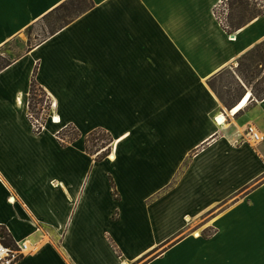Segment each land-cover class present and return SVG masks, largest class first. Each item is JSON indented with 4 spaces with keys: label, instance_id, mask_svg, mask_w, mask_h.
<instances>
[{
    "label": "crops",
    "instance_id": "1",
    "mask_svg": "<svg viewBox=\"0 0 264 264\" xmlns=\"http://www.w3.org/2000/svg\"><path fill=\"white\" fill-rule=\"evenodd\" d=\"M64 1L0 0V49L26 45ZM219 1L93 0L0 69V226L25 245L14 264H264V138L246 133L264 135V98L235 114L248 91L230 109L209 85L264 40V15L232 35ZM34 77L55 103L39 132ZM70 124L81 134L64 144ZM99 128L114 140L102 160L85 142Z\"/></svg>",
    "mask_w": 264,
    "mask_h": 264
},
{
    "label": "trees",
    "instance_id": "2",
    "mask_svg": "<svg viewBox=\"0 0 264 264\" xmlns=\"http://www.w3.org/2000/svg\"><path fill=\"white\" fill-rule=\"evenodd\" d=\"M229 8H231L230 15L227 16V22L226 24L222 25L228 33L236 32L240 28H242L244 25H246L248 22L253 21L255 18L259 17L260 15H263L264 11L262 10H254L253 7L250 5L249 0H227ZM94 6L93 0H65L63 3H61L58 7L54 8L53 10L49 11L46 15L42 17L41 20H45L47 22V27L49 29L48 35L42 40L44 41L47 39L50 35L57 33L59 30L64 28L66 25H68L72 20H75L77 17L82 15L85 11H88L91 7ZM41 41V42H42ZM33 47V46H32ZM30 47L29 49H31ZM249 60V62H246ZM238 67H236L234 75L239 77L240 80L250 81L249 78H251L253 73L250 74L249 68L255 65V68L257 66L262 67L264 65V40L258 43L254 48L251 50H248L240 59H239ZM10 63H6L5 65H2L0 69L5 68ZM254 68V69H255ZM256 74V71H254ZM221 74V73H220ZM216 75L210 79V86L213 89V91L219 96V98L223 101L222 103L232 109L236 103L241 99L243 94L239 95L236 98H233L232 100L225 98L222 96V94L217 91L215 88L214 81L217 79V77L220 75ZM250 74V75H249ZM37 85L38 88H40L44 94H47L41 86L38 85L36 78L34 77L33 80H31V88H30V97H29V108L31 112H33V109L35 107L33 100H34V91L35 86ZM242 85H244L242 83ZM240 87L244 89L242 86ZM247 89V88H246ZM245 89V90H246ZM244 90V91H245ZM252 92V98L261 100L264 98V87L261 88H251ZM227 93L229 96H231L230 90H227ZM97 132H105L108 136H110L112 143L113 138L111 136V133L107 132L105 129H96L93 130L90 134H87L85 136V142H86V148L88 150V153L96 154L95 159L102 160L103 158L107 157L109 155V150H98L95 151L92 150L89 147V144L92 142L90 140V137L93 136ZM61 133V132H60ZM81 133H77L76 136L72 137H62L59 136L63 140V143L72 142L73 140L77 139L80 136ZM112 148V146H111ZM107 151V152H106ZM109 152V153H108ZM115 194H117L116 190L114 189ZM0 236L3 240V242L9 246L17 247L15 240L13 239V236L8 231V229L5 226H0Z\"/></svg>",
    "mask_w": 264,
    "mask_h": 264
},
{
    "label": "rangeland",
    "instance_id": "3",
    "mask_svg": "<svg viewBox=\"0 0 264 264\" xmlns=\"http://www.w3.org/2000/svg\"><path fill=\"white\" fill-rule=\"evenodd\" d=\"M221 1H224V0H220L217 3V5ZM249 2H250V5L253 7L252 9L257 10V11L258 10L264 11V3H262V0H249ZM216 6L214 8V14H213L214 16L216 12ZM230 13H231V8H229L228 15H230ZM215 19L218 21L216 16H215ZM47 22L48 20L45 21V20L40 19L35 24L28 27L27 30H25L24 32L20 34L22 39L24 40L26 39L27 41L26 45H21L20 43L21 39L18 38V39H15L9 45H6L4 48H1L0 49V67L2 65H5L8 62H11V59L18 56L19 54L21 55L24 51L28 50L30 47L36 44H39L48 35L49 29L47 27ZM232 35H234L233 32H232ZM246 62H249V60H247ZM236 67H238V65L224 70L214 81V84H215L214 86L217 89V91H219L223 97L227 98V100L228 99L232 100L233 98L238 97L239 95L243 94V92L245 93L246 90L252 94L251 92L252 87L256 89L264 87V65L262 67L257 66V68H255V65H254L251 68H249V72L252 71L250 72V74L253 73L252 74L253 76L249 78L250 80L249 82L248 81L244 82V80L243 81L241 80L242 83H244V85H242L241 81L239 80V77L234 75ZM254 71H256V74ZM240 85L244 86L243 87L244 89H242ZM228 89L230 90L231 96H229V94L227 93ZM34 94L35 95H34L33 103L35 107L33 109V112H31L30 110L29 116L31 118V115H34V117H36L40 121H46V119H48L50 116L51 110L55 107V103L47 94H44V92L40 88H38L37 85L35 86ZM78 132L79 130L75 126L70 124L69 126L62 129L61 133H59L58 136H62V137L71 136L72 138L76 136ZM90 140L92 142L89 144V147L92 150L94 149L95 151H98V150L102 151L104 149L106 150L108 149L109 152H112V148H111L112 140L110 136H108L105 132L95 133L93 136L90 137ZM198 223L194 224L192 226V229L195 228L196 225H199ZM213 234H214V229L212 227L208 228L207 232L205 233V235H207L208 237H211Z\"/></svg>",
    "mask_w": 264,
    "mask_h": 264
},
{
    "label": "built area",
    "instance_id": "4",
    "mask_svg": "<svg viewBox=\"0 0 264 264\" xmlns=\"http://www.w3.org/2000/svg\"><path fill=\"white\" fill-rule=\"evenodd\" d=\"M216 12H215V16L217 17L221 25L226 24L227 22L226 16L229 13L228 1L227 0L221 1L216 6ZM31 119L33 121V127L37 132L42 131L44 129L47 119L46 121H40L39 119L34 117V115H31ZM217 120L218 119L215 120L216 123H218ZM246 133H247V136L252 137L253 140L260 141L264 138V135H262L261 133H258L253 127H248V129H246ZM16 245L17 247H11L5 244L0 236V264H14L19 261L22 255H24L25 245H19V244H16Z\"/></svg>",
    "mask_w": 264,
    "mask_h": 264
},
{
    "label": "bare ground",
    "instance_id": "5",
    "mask_svg": "<svg viewBox=\"0 0 264 264\" xmlns=\"http://www.w3.org/2000/svg\"><path fill=\"white\" fill-rule=\"evenodd\" d=\"M251 99V93L250 92H247L245 94V96L243 97V99L241 100L240 103H238L232 110V113H238L243 107H245V105L249 102V100ZM222 115H220L219 117H217V121H218V124H221L223 123L225 120H226V117H221ZM54 122H57L59 121L58 119H52Z\"/></svg>",
    "mask_w": 264,
    "mask_h": 264
}]
</instances>
